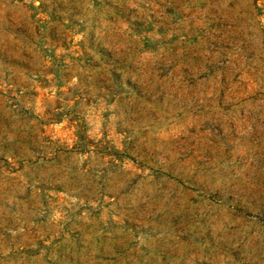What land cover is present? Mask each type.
<instances>
[{
    "label": "rangeland",
    "instance_id": "obj_1",
    "mask_svg": "<svg viewBox=\"0 0 264 264\" xmlns=\"http://www.w3.org/2000/svg\"><path fill=\"white\" fill-rule=\"evenodd\" d=\"M0 264H264V0H0Z\"/></svg>",
    "mask_w": 264,
    "mask_h": 264
}]
</instances>
